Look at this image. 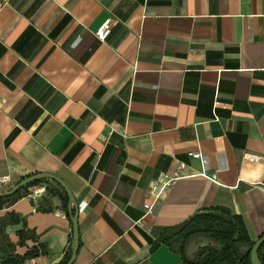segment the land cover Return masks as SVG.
Here are the masks:
<instances>
[{
    "label": "crops",
    "instance_id": "1",
    "mask_svg": "<svg viewBox=\"0 0 264 264\" xmlns=\"http://www.w3.org/2000/svg\"><path fill=\"white\" fill-rule=\"evenodd\" d=\"M38 173L85 203L72 264H182L159 236L214 207L256 241L264 0H0V191ZM41 180L0 207V264L71 252L58 184ZM20 230L34 239L19 244ZM206 244L193 238L187 256Z\"/></svg>",
    "mask_w": 264,
    "mask_h": 264
},
{
    "label": "trees",
    "instance_id": "2",
    "mask_svg": "<svg viewBox=\"0 0 264 264\" xmlns=\"http://www.w3.org/2000/svg\"><path fill=\"white\" fill-rule=\"evenodd\" d=\"M42 180L33 181L13 195L0 197V207L7 202H12L21 192L29 186L35 185ZM57 195L62 199L65 214L67 211L68 198L66 193L57 185ZM19 244L29 235L34 239L33 232L20 230L17 232ZM196 237H205L213 242L199 247L190 258L186 254L188 243ZM255 241L251 240L245 229L242 218L232 214L225 207H214L208 211L200 212L176 226L168 227L159 236L157 243L167 245L171 250L180 255L182 264H251L250 250ZM155 244V245H156ZM154 245V246H155ZM35 253L28 252L23 257L8 256L4 264H22L23 261ZM261 264H264V243L257 250ZM70 256V247L63 255L58 264H65Z\"/></svg>",
    "mask_w": 264,
    "mask_h": 264
},
{
    "label": "water",
    "instance_id": "3",
    "mask_svg": "<svg viewBox=\"0 0 264 264\" xmlns=\"http://www.w3.org/2000/svg\"><path fill=\"white\" fill-rule=\"evenodd\" d=\"M41 179H50L57 183L63 191L66 193L68 202H67V211L69 214L70 222L72 224V241H71V252L70 256L65 264H72L77 248H78V224H77V219H78V212H79V204L77 201L73 198V195L67 185L57 176L53 174H48V173H38L34 174L31 176H28L26 178H23L16 184H14L12 187L5 191H0V197H7L13 195L17 190L21 189L25 185L36 181V180H41ZM264 243V233L259 236V238L254 242L253 246L251 247L250 250V263L251 264H261L257 255V250L259 247Z\"/></svg>",
    "mask_w": 264,
    "mask_h": 264
},
{
    "label": "built area",
    "instance_id": "4",
    "mask_svg": "<svg viewBox=\"0 0 264 264\" xmlns=\"http://www.w3.org/2000/svg\"><path fill=\"white\" fill-rule=\"evenodd\" d=\"M109 23H110L109 20L104 21V22L101 24V26H99V28L96 30V32H95V36H96V38H97L98 40L103 41V40H105L106 37L110 34V26H109ZM188 155H190L192 158L198 159V160H200V161L202 160V155H201V153H200L199 151H196V152H190ZM183 166H184V164L181 163V164L179 165V168H183ZM199 175L202 176V177H204V178H206V179H209V180H211V181H213V182H216V175H215V174L208 175V174H206V172L201 171ZM172 179H174V177H170V178H168V179L163 183L162 186H165V185L169 184V182L172 181ZM7 181H8V178H6V177H4V178H2V179L0 180V182H2V183H6ZM261 187L264 189V183L261 184ZM43 190H44L43 188H37V189H34V190L31 191L30 196L34 197V196H36L37 194H39L40 191H43ZM84 205H85V203L83 204V206H84ZM83 206H82V207H83ZM82 207H81L80 204H79V210H81ZM144 207H145V208H148V205H144Z\"/></svg>",
    "mask_w": 264,
    "mask_h": 264
}]
</instances>
